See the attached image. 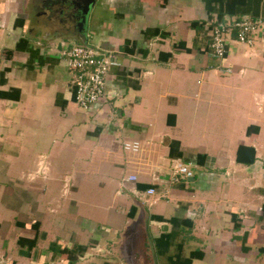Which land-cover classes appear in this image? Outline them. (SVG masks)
I'll return each instance as SVG.
<instances>
[{
	"label": "crops",
	"instance_id": "crops-1",
	"mask_svg": "<svg viewBox=\"0 0 264 264\" xmlns=\"http://www.w3.org/2000/svg\"><path fill=\"white\" fill-rule=\"evenodd\" d=\"M45 1L0 0V264H264V26L221 61L207 29L264 0H96L82 35ZM83 43L120 64L88 110L57 55Z\"/></svg>",
	"mask_w": 264,
	"mask_h": 264
},
{
	"label": "built area",
	"instance_id": "built-area-1",
	"mask_svg": "<svg viewBox=\"0 0 264 264\" xmlns=\"http://www.w3.org/2000/svg\"><path fill=\"white\" fill-rule=\"evenodd\" d=\"M264 26L261 19L242 18L231 24L215 23L208 26L210 36V55L213 59L221 61L226 55V46L229 39H233L239 44L252 46L255 35ZM58 59L74 74V100L83 110H88L92 105L105 100L106 98V79L112 68L119 67L120 64L115 60L113 54H105L89 44H76L71 47L62 45L57 50ZM231 72L228 70V73ZM141 145L138 141H124L122 149L125 152L137 154ZM170 168L173 174L172 181L178 183L181 177H191L188 165L179 161H172ZM48 166L45 160L37 163L34 174L29 176L33 181L37 176H44ZM131 180H135L132 177ZM155 195V190L149 188L138 195L143 204L147 203V197Z\"/></svg>",
	"mask_w": 264,
	"mask_h": 264
},
{
	"label": "flooded vegetation",
	"instance_id": "flooded-vegetation-1",
	"mask_svg": "<svg viewBox=\"0 0 264 264\" xmlns=\"http://www.w3.org/2000/svg\"><path fill=\"white\" fill-rule=\"evenodd\" d=\"M64 0H46L45 1V7L50 8L51 15H49L50 21L47 19V23L51 24L53 27H58L59 30H66V26L61 27L60 25L57 26L55 23L57 19H62L64 23L68 22V17L67 18H62L60 17V12L62 11V5H63Z\"/></svg>",
	"mask_w": 264,
	"mask_h": 264
},
{
	"label": "trees",
	"instance_id": "trees-1",
	"mask_svg": "<svg viewBox=\"0 0 264 264\" xmlns=\"http://www.w3.org/2000/svg\"><path fill=\"white\" fill-rule=\"evenodd\" d=\"M245 156H247V157H245ZM236 160L240 164L250 165V164L254 163V161H255V152L252 148L239 146V148L237 150ZM86 249H87L86 247L80 248L81 252H84ZM63 252H65L67 254L69 253V255H71L70 254L71 251L66 250Z\"/></svg>",
	"mask_w": 264,
	"mask_h": 264
},
{
	"label": "water",
	"instance_id": "water-1",
	"mask_svg": "<svg viewBox=\"0 0 264 264\" xmlns=\"http://www.w3.org/2000/svg\"><path fill=\"white\" fill-rule=\"evenodd\" d=\"M95 2H96V0H84V1H81L82 6L79 5V7L81 9V11L79 12L80 13V17H81L80 19L81 20L77 24L79 35H82V33L85 32L84 29H85V25H86V19L88 17V14H89L90 9H92V7L94 6ZM72 6L74 8V4H72ZM86 44L87 43H83V45H86Z\"/></svg>",
	"mask_w": 264,
	"mask_h": 264
},
{
	"label": "rangeland",
	"instance_id": "rangeland-1",
	"mask_svg": "<svg viewBox=\"0 0 264 264\" xmlns=\"http://www.w3.org/2000/svg\"><path fill=\"white\" fill-rule=\"evenodd\" d=\"M77 0H64L63 1V5L66 7L67 11L66 13L68 12V4H73L74 2H76ZM79 1H84V0H79ZM68 15V14H67Z\"/></svg>",
	"mask_w": 264,
	"mask_h": 264
}]
</instances>
